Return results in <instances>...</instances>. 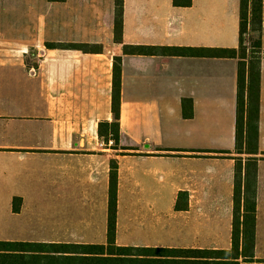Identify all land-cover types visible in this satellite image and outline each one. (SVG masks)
Here are the masks:
<instances>
[{
  "label": "crops",
  "instance_id": "0c3cea01",
  "mask_svg": "<svg viewBox=\"0 0 264 264\" xmlns=\"http://www.w3.org/2000/svg\"><path fill=\"white\" fill-rule=\"evenodd\" d=\"M240 6L124 0L118 42L116 0H0V202L21 198V210L29 194L51 186L64 202L57 207H77L75 191L80 202H92L93 189L109 204L110 162L118 159V209L123 178L150 184L163 171L175 205L179 193L188 194L179 211L192 242L182 247L231 249L238 176L242 212L256 193L255 260L264 261V57L257 128L247 131L246 100L239 135V59L125 53L137 45L238 48ZM118 57L121 137L114 149L102 145L99 125L114 120Z\"/></svg>",
  "mask_w": 264,
  "mask_h": 264
},
{
  "label": "trees",
  "instance_id": "16d2710c",
  "mask_svg": "<svg viewBox=\"0 0 264 264\" xmlns=\"http://www.w3.org/2000/svg\"><path fill=\"white\" fill-rule=\"evenodd\" d=\"M176 6H191L192 0H174ZM124 0H116L115 38L122 41ZM257 22L259 38L252 45L257 48L252 54L248 46L247 29ZM263 0H241L240 45L238 48H193L163 46H130L125 53L177 56L224 57L239 59L238 81V129L245 131L244 113L247 100V131L257 126L259 111L260 63L264 57L262 45ZM254 32V30H252ZM253 40V37L251 38ZM51 45V44H50ZM87 49L84 45H70ZM247 94V99H246ZM122 105V58H115L112 111L113 121L99 125V136L107 143L114 141V149H120ZM254 147V146H253ZM108 237L107 243L33 242L0 240V264H264L255 260L256 193L247 196L242 212V191L237 176L233 217V246L231 249H203L169 246H129L117 244L118 226V159L110 162ZM188 194L178 195L176 210L185 209ZM14 212L20 211L21 198L14 201Z\"/></svg>",
  "mask_w": 264,
  "mask_h": 264
},
{
  "label": "rangeland",
  "instance_id": "374dc122",
  "mask_svg": "<svg viewBox=\"0 0 264 264\" xmlns=\"http://www.w3.org/2000/svg\"><path fill=\"white\" fill-rule=\"evenodd\" d=\"M257 28L256 22L247 29L251 54L257 51L252 46L259 38ZM106 147L113 148L114 143ZM130 163L123 164L126 175ZM126 179L123 178L119 194L117 244L182 247L192 242L190 236L181 232L185 217L175 209L177 194L171 187H164L166 173L159 171L150 184H132ZM92 191L89 195L92 202L86 203L80 202L82 192H73L71 201L77 205L74 208L57 207L64 202L51 186L29 194L19 213L14 212V205L0 202V240L107 243L108 198L104 192ZM203 240L210 243V238Z\"/></svg>",
  "mask_w": 264,
  "mask_h": 264
},
{
  "label": "built area",
  "instance_id": "2783aa9c",
  "mask_svg": "<svg viewBox=\"0 0 264 264\" xmlns=\"http://www.w3.org/2000/svg\"><path fill=\"white\" fill-rule=\"evenodd\" d=\"M114 143L113 140H110L108 143H103L102 145L106 147V145H112Z\"/></svg>",
  "mask_w": 264,
  "mask_h": 264
}]
</instances>
